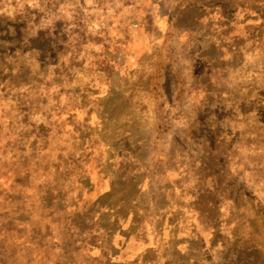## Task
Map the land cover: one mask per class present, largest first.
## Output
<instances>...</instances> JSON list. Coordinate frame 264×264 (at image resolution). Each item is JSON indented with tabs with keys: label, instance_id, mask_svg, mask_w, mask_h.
I'll return each instance as SVG.
<instances>
[{
	"label": "rangeland",
	"instance_id": "1",
	"mask_svg": "<svg viewBox=\"0 0 264 264\" xmlns=\"http://www.w3.org/2000/svg\"><path fill=\"white\" fill-rule=\"evenodd\" d=\"M6 75L36 95L24 111L0 94V264L56 263L33 227L70 212L39 197L77 138L67 199L91 198L111 264H264V0H0ZM215 147L243 179L202 226L192 185Z\"/></svg>",
	"mask_w": 264,
	"mask_h": 264
},
{
	"label": "trees",
	"instance_id": "2",
	"mask_svg": "<svg viewBox=\"0 0 264 264\" xmlns=\"http://www.w3.org/2000/svg\"><path fill=\"white\" fill-rule=\"evenodd\" d=\"M23 41L27 42V39ZM60 58V55L56 56V60L53 62L56 63V66L52 68V71L61 78L64 71H59L58 67L64 68L65 70V68L69 67L71 64L68 62H61ZM7 76L8 75L2 77L4 83L0 88L1 98L8 100L10 106H13L11 104L13 102L18 108L27 111L28 108L26 105L31 102L32 97L36 95V93L32 94L30 90L21 92V87L25 86V84L23 82L9 80ZM221 82H223V80L217 82L218 87ZM32 127L33 131H41L43 125L38 124ZM262 132L263 130L258 127L256 139L259 140ZM86 135L90 141L91 137L88 134ZM79 140L80 139L77 138L71 147L72 152L70 155L72 160L62 163L63 165L72 163L70 171L65 170V166H59L63 176L61 182L65 186H61L59 184L61 182H58L55 184L54 188H48L50 184H47L42 195L39 197L40 200H43L49 206L48 208L53 209L52 211L59 213L61 210L67 209L70 212L61 219V222H54L58 229L56 234L49 230V226L52 224L51 222L46 225L45 232L40 231L38 227H33L32 235L38 236V238L31 245H39L45 237H50L51 239V235H53L57 236V239L50 250L54 251V249H57L59 251L57 258H55V264H111L113 263V259L110 256L112 251L100 246L99 243V241L102 240V234L104 232L100 233L95 216L88 211L91 198H85L82 197V194H79L78 197L67 199V196L71 193L70 185L65 181L67 175L71 172L74 173L77 169H80V174L86 173L87 171L85 165L81 164L82 155L74 158L79 154L76 148ZM232 148L233 150L238 149L235 145ZM216 149L217 147L210 149L199 158L200 162L197 169L201 170V173L196 177V183L192 185V188H194L191 192L193 201L192 207L197 212V220L202 226H208L226 214L229 208V202L225 197V193L230 188L229 183L231 178L236 176L243 179L239 174H235L236 170L229 167V162L225 158H222L225 149L227 152L231 151V149L226 147L225 149L220 148L221 155L220 153L213 155ZM251 150L252 149L249 148L248 152ZM262 154L264 155V150ZM236 167H238V164ZM246 182H249V180H246ZM94 247L100 248V252L96 256H91L88 251L90 248ZM83 252L86 254L87 258L81 262L78 255L80 256ZM116 264H118V262Z\"/></svg>",
	"mask_w": 264,
	"mask_h": 264
}]
</instances>
